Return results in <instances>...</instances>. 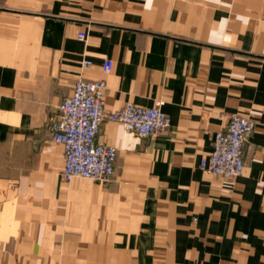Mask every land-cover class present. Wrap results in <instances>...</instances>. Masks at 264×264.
I'll list each match as a JSON object with an SVG mask.
<instances>
[{"label": "crops", "instance_id": "1", "mask_svg": "<svg viewBox=\"0 0 264 264\" xmlns=\"http://www.w3.org/2000/svg\"><path fill=\"white\" fill-rule=\"evenodd\" d=\"M81 76L107 111L170 118L103 121L107 182L60 175L51 126ZM232 114L255 122L245 166L215 176L200 161ZM0 264H264V0H0Z\"/></svg>", "mask_w": 264, "mask_h": 264}, {"label": "built area", "instance_id": "2", "mask_svg": "<svg viewBox=\"0 0 264 264\" xmlns=\"http://www.w3.org/2000/svg\"><path fill=\"white\" fill-rule=\"evenodd\" d=\"M85 33H78L84 39ZM91 61L84 58L80 69L89 67ZM112 60L104 59V73L111 71ZM104 79L75 80L73 91L58 104V116L51 126V138L62 144L64 164L60 175L65 180L77 177L98 182L109 181L115 168L117 148L99 142L97 135L105 120L119 122L130 132L141 137H151L170 125L169 116L161 109L162 101L153 106H140L128 102L115 110L104 108ZM255 122L248 116L232 114L224 128L217 130L212 139L210 154L200 161V167L215 176L236 177L243 172L244 145Z\"/></svg>", "mask_w": 264, "mask_h": 264}, {"label": "rangeland", "instance_id": "3", "mask_svg": "<svg viewBox=\"0 0 264 264\" xmlns=\"http://www.w3.org/2000/svg\"><path fill=\"white\" fill-rule=\"evenodd\" d=\"M91 180V179H90ZM93 181H95V180H93ZM96 182H98V181H96Z\"/></svg>", "mask_w": 264, "mask_h": 264}]
</instances>
